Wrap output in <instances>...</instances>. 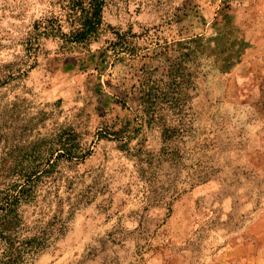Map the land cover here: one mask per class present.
I'll list each match as a JSON object with an SVG mask.
<instances>
[{"label":"rangeland","instance_id":"rangeland-1","mask_svg":"<svg viewBox=\"0 0 264 264\" xmlns=\"http://www.w3.org/2000/svg\"><path fill=\"white\" fill-rule=\"evenodd\" d=\"M0 0V162L41 176L31 264H264V0ZM59 31V32H60Z\"/></svg>","mask_w":264,"mask_h":264},{"label":"trees","instance_id":"trees-1","mask_svg":"<svg viewBox=\"0 0 264 264\" xmlns=\"http://www.w3.org/2000/svg\"><path fill=\"white\" fill-rule=\"evenodd\" d=\"M78 5L82 14L70 32L62 33L60 26L58 31L44 27L41 34L36 30L37 38L49 36L51 31L60 33L66 44L96 37L103 26L101 0H79ZM15 169L17 166L7 160L0 162V264H31L66 234L67 224L57 216L45 223L27 224L22 209L35 200L41 176L32 167L25 168V172Z\"/></svg>","mask_w":264,"mask_h":264}]
</instances>
